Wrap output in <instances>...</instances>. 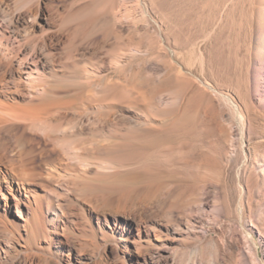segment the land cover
<instances>
[{"label": "bare ground", "instance_id": "1", "mask_svg": "<svg viewBox=\"0 0 264 264\" xmlns=\"http://www.w3.org/2000/svg\"><path fill=\"white\" fill-rule=\"evenodd\" d=\"M186 2L197 7L205 39L203 46L189 42L180 53V38L163 34L164 22L173 21L154 14V0H0V233L8 237L0 239V264H70L71 235L81 224L73 201L101 176L120 187H135L102 201L87 200L99 213L93 217L95 226L107 237L95 264L106 259L109 242L116 259L131 264L130 247L122 240L136 232L139 240L152 242L142 224L130 219L137 202L147 203L169 187L157 182L139 187L145 178L133 172L122 153L145 150L144 157L132 156L140 164L167 161L172 146L202 116L218 121L227 147L233 146V128L239 145L247 142L252 105L246 94L239 100L210 81L206 49L226 36L251 61L252 87L264 88V0ZM151 26L157 37L145 41ZM141 29L145 35L135 37ZM152 62L160 69L150 68ZM76 64L83 65L81 73L65 80L68 67ZM236 84L245 89L252 85L246 78ZM183 86L205 96V105L189 113L174 97L171 115L156 117L159 111L167 115L165 97ZM173 128L179 134L171 133ZM130 130L136 134L132 140H120ZM240 189L239 225L256 245L244 222ZM19 248L17 260L3 259L2 254ZM166 259L159 256L157 264Z\"/></svg>", "mask_w": 264, "mask_h": 264}, {"label": "rangeland", "instance_id": "2", "mask_svg": "<svg viewBox=\"0 0 264 264\" xmlns=\"http://www.w3.org/2000/svg\"><path fill=\"white\" fill-rule=\"evenodd\" d=\"M154 1L156 4L154 14L161 20L167 16L173 21L164 22L167 30L165 29L163 34L164 36L173 34L180 38V53L187 50L189 42L203 46L205 33L199 28L195 4L189 5L186 0ZM153 28L154 26L149 28L145 41L152 36L157 37V30ZM209 30L211 26L208 25L207 31ZM139 32L135 37L145 35V29H141L140 36ZM230 45L226 42V36H219L207 49L205 48L210 53L212 70L208 76L217 88L233 94L234 97L237 96L239 100L246 94L245 98L248 99L250 106L252 105L250 107L252 113L249 111L251 129L247 142L240 146L237 131L233 128L235 133L232 134L233 146L227 147L219 135L218 121L209 116H202L195 122L193 130L183 136L182 142L172 146L167 161L140 164L135 163V157H141V153L142 157L147 155L148 152L145 150L134 149L136 152L132 153V156L135 157L129 152L122 153L125 154L126 162L136 169L133 172L138 170L137 172L144 176L145 183L139 187L149 182H151L149 185H156V182L166 183L165 186L169 187H164L165 193L162 190L160 196L147 203L144 200L137 202L138 206L130 219L142 224V229L151 235L152 242L148 245L145 241L139 240L136 232L132 233L128 240H122L124 246L127 244L130 247L131 264H157L159 256L162 255L167 256L163 264H264V104L259 101L264 99V88L252 87L254 76L251 61L244 50L237 53ZM236 59H243L238 60V66ZM239 66H242V70ZM149 67L160 69L153 62ZM82 68V64L68 67L69 75L65 80L71 75H79ZM245 78L248 82L251 81L252 85L246 89L237 88L236 81H243ZM192 89L183 86L175 90V94L167 95L165 102L170 103V105L167 103L169 112L165 115L159 111L155 116L158 118L170 116L174 110L172 101L175 98L185 110L195 114L205 105L206 97L198 90ZM235 90H240V93H235L237 92ZM133 131L124 132L122 134L124 139L120 140L130 142L132 136L136 135ZM170 132L179 134L176 128ZM204 175L207 176L206 179L202 178ZM109 179L105 176L98 177L89 182L82 197L75 196L73 205L80 214L81 224L71 235L74 237V241L70 243L73 251L67 255L70 264H95L100 259L103 240L107 238L95 226L93 217L99 214L97 208L89 206L87 200L99 197L98 199L102 201L105 197L107 199L123 194L135 187H120L111 183ZM241 187L244 188L245 194L242 198L245 203L244 222L252 229L256 245H252L239 225L237 210L242 197L239 193ZM156 232L160 233L158 239L155 237ZM7 238L6 233H0V239ZM113 247L109 242L107 257L102 264H122L121 260L116 259L118 253L113 252ZM20 252L19 248L16 253L7 252L2 256L3 259L17 260Z\"/></svg>", "mask_w": 264, "mask_h": 264}]
</instances>
